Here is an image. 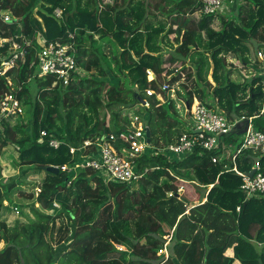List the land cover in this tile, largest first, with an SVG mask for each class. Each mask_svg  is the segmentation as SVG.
I'll return each instance as SVG.
<instances>
[{
    "label": "trees",
    "instance_id": "1",
    "mask_svg": "<svg viewBox=\"0 0 264 264\" xmlns=\"http://www.w3.org/2000/svg\"><path fill=\"white\" fill-rule=\"evenodd\" d=\"M232 2L235 10L227 14H205L199 0L0 1L12 15L10 21L0 17V36L17 35L20 43L30 38L33 45L38 33L73 41L78 67L67 85L37 76L28 66L34 58L28 47L27 62L7 73L12 84L0 77V100L12 89L26 114L1 123L0 147L15 146L20 171L0 183V222L16 214L5 204L13 203L12 188L28 201L13 203L20 215L0 236V264H159L157 250L166 236L169 256L161 264H264L257 248L264 244V199L246 198L241 178L226 170L232 166L227 152L239 141L237 127L212 151L195 147L180 158L152 154L186 130L176 105L190 106L193 98L207 104L216 98L229 118L254 115V128L264 131L263 76L235 82L226 65L232 56L247 66L251 50L264 55V0ZM254 63L264 65V56ZM176 81L173 99L162 86ZM134 116L147 123L151 146L137 158L136 170H151L137 181L105 183L81 165L96 147H78L85 139L131 129ZM49 138L60 146H50ZM212 155L221 160L213 163ZM255 157L264 171V152L252 150L236 158L238 169L251 170ZM23 178L39 188L36 195L16 187ZM184 180L196 189L195 202L179 195Z\"/></svg>",
    "mask_w": 264,
    "mask_h": 264
},
{
    "label": "built area",
    "instance_id": "2",
    "mask_svg": "<svg viewBox=\"0 0 264 264\" xmlns=\"http://www.w3.org/2000/svg\"><path fill=\"white\" fill-rule=\"evenodd\" d=\"M1 1V0H0ZM202 4V12L205 14H216L222 10L223 6L231 0H199ZM227 2V3H226ZM53 15L56 19L61 17V10L56 8L53 10ZM11 14L0 9V17L5 21H10ZM72 34H68V38H72ZM17 35L4 38L0 36V77H4L5 84L11 85L12 81L7 76L8 71L24 65L27 61L28 47L32 48L33 60L28 66H34L37 76L52 75L62 79L63 85H67L70 81L73 72L78 71L74 57V42L60 40H49L41 33L35 36V44L30 38H23L22 43L16 40ZM5 43L8 45L5 47ZM2 48V49H1ZM258 56L263 59V53L258 51ZM258 57V58H259ZM151 74V73H149ZM55 81H53V85ZM264 86V77L262 80ZM170 92V97L175 99V93L179 89L178 82L166 83L162 86ZM12 89L6 91L0 100V129L3 120L9 117L18 116L23 112V107L19 99L11 92ZM147 94H152L153 91L147 90ZM146 103L144 102V104ZM176 107L181 111V107L185 113V131L179 137L163 147L155 148L152 154L166 153L170 158H180L192 152L195 147H200L207 151L215 150L219 147L222 137L233 132L238 124L242 123L243 130L239 133L238 144L231 150H228L226 157H229L232 162L231 168L226 170L233 171L241 178L240 190L246 197H264V171L260 169V165L256 161L252 168L254 173L249 176L250 171H241L236 165V158L246 150H252L262 154L264 152V131L256 130L252 124V119L255 117H233L229 118L225 112L219 107L216 98L211 102L202 103L196 98L190 106L187 103H177ZM263 110H261L262 112ZM131 129L124 130L118 134L108 133L103 138H95L94 140L85 139L78 149L96 147L97 151L83 157L81 165L92 168L105 183H128L137 181L147 175L150 167H143L141 171L136 170L137 158L150 149V143L146 139L147 123L144 119L134 116L130 122ZM44 135V132H41ZM41 137L39 141L41 142ZM121 142V145L116 148L115 142ZM48 143L52 147L60 146V141L56 138H49ZM222 147H226L223 144ZM74 148L70 147V152H74ZM221 158L212 155L211 161L216 163ZM65 168V166H61ZM158 169L159 166H153ZM251 168V169H252ZM180 189V188H179ZM39 191V188H37ZM37 191V192H38ZM58 207L56 202L53 203ZM11 209L17 213V208L12 206ZM239 207H237V210ZM170 238L165 237L162 246L157 250V255L162 256L159 264L163 263L168 256L167 245Z\"/></svg>",
    "mask_w": 264,
    "mask_h": 264
},
{
    "label": "rangeland",
    "instance_id": "3",
    "mask_svg": "<svg viewBox=\"0 0 264 264\" xmlns=\"http://www.w3.org/2000/svg\"><path fill=\"white\" fill-rule=\"evenodd\" d=\"M233 4H234V2H232V3L228 2L227 7H226V5L223 6L222 10L219 11L217 14H227L230 11L235 10V6H231ZM154 20L155 19H153V21ZM257 52H255L254 50L250 51V54H249L250 63L247 66L246 65H244V66L240 65V63L238 62L239 60L233 58L232 56L230 57V60H229V58H227L226 59V63H227L226 65L228 67V70H230V72H231L230 79H232L235 82H242V81H244V80H246V79H248V78H250V77H252L254 75H261V76L264 77V65L260 64V63H258V64L254 63L255 57H259ZM259 58L261 59V57H259ZM147 76H148L149 79H151L153 77V74H148ZM118 78L121 79L120 77H118ZM208 78L211 80L210 73L208 74ZM182 79H183V77H182ZM179 82H181V81H179ZM214 99H212V100H214ZM23 112L24 113H22L21 115H23L22 116L23 118H26L25 111H23ZM130 112H132V111L130 110ZM130 114L131 113H129V115ZM14 117H16V116H14ZM17 117H16V119H17ZM180 117L184 121V125H185L186 124V120L184 118L185 117V113H184L182 107H181V111H180ZM16 119L14 120L15 122L17 121ZM77 122L78 121H76V124H77ZM234 147H235V145L233 146V148ZM17 155H18V153L16 152V148H15V146L13 144H8L7 146L0 147V183H2V182L9 183L12 177H14V176L19 174L20 165H19V161H18V156ZM27 178H23L22 179L23 184H20V185H18L16 187L17 188L23 187V188H25V191H27V192L31 190V191L34 192V195H36V193L38 191L37 187H31V185H29L28 182H27L28 181ZM29 180L33 181L32 178H30ZM12 189L13 190L9 193V197L13 200V203L16 202V203L19 204L21 202H23V203H27L28 202V201H25L22 197H20L18 195V192H17L16 188H12ZM195 190L196 189H193L191 184H189V182H187V181H184V182L181 181L178 184V193H179V195H181V196H183L185 198L184 200H186V203H187V201L189 199L192 200V202H195L197 197H199V195L197 194V192ZM254 197L263 198L264 199V197H258V196H254ZM6 203H8V205L10 207L14 206L13 203H9L8 201L7 202L5 201V204ZM189 204H191V203H188V205ZM12 214H10V215L8 214L6 216V220L0 222V236L3 233V229L7 228L9 222L12 221L11 223H13L14 218L20 215L18 210H17L16 214H14V213H12ZM62 220H64V222H66L65 218H62ZM59 222H61V220L56 221V226L59 224ZM57 238H58L57 234L54 231V233H53V239L54 240L52 242V246L53 247H55L56 244H57L56 243ZM67 243H69V241ZM3 246H4V242L0 238V249ZM117 248L119 250H121V251H127L128 254H130V249L128 251V249H126L123 246H118ZM257 248H258V250L260 249L261 251H264V244H261V245L257 246Z\"/></svg>",
    "mask_w": 264,
    "mask_h": 264
},
{
    "label": "water",
    "instance_id": "4",
    "mask_svg": "<svg viewBox=\"0 0 264 264\" xmlns=\"http://www.w3.org/2000/svg\"><path fill=\"white\" fill-rule=\"evenodd\" d=\"M242 123H239L237 126H240ZM146 137H147V142L150 141V132L149 130L147 129L146 130ZM258 160V157H255L254 158V162H256ZM47 171H56V168L52 167V166H49L47 167L46 169ZM255 169L252 168L249 172H248V175L251 176L253 173H254Z\"/></svg>",
    "mask_w": 264,
    "mask_h": 264
},
{
    "label": "crops",
    "instance_id": "5",
    "mask_svg": "<svg viewBox=\"0 0 264 264\" xmlns=\"http://www.w3.org/2000/svg\"><path fill=\"white\" fill-rule=\"evenodd\" d=\"M229 60H230V58H229ZM238 130H239V133L241 132V130H243V126H238ZM185 181V180H184ZM211 187V185H209L208 186V189ZM203 201H205V198H203ZM171 236H169V238H170ZM264 252V251H263ZM226 255L227 256H232V250L231 249H228L227 251H226ZM232 264H240V262H239V260H237V259H234V262L232 263Z\"/></svg>",
    "mask_w": 264,
    "mask_h": 264
}]
</instances>
